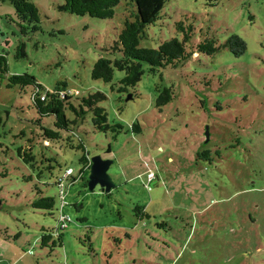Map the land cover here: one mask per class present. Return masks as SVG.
Here are the masks:
<instances>
[{"label":"rangeland","instance_id":"rangeland-1","mask_svg":"<svg viewBox=\"0 0 264 264\" xmlns=\"http://www.w3.org/2000/svg\"><path fill=\"white\" fill-rule=\"evenodd\" d=\"M32 1L41 30L29 37L20 34L13 7L0 1L7 76L31 75L41 93L65 84L77 109L82 98L101 93L107 124L121 129H95L87 111L73 132L44 139L32 87L7 88V77L0 79V264H264V0H166L141 47L181 38L179 22L193 28L195 43L225 46L177 68L149 73L144 65L132 98L117 91L123 72L114 71L111 84L91 78L98 58L113 59L125 2L111 20H99L61 12L63 0ZM233 36L244 43L241 54L226 45ZM21 45L25 57L16 59ZM165 88L172 100L158 108ZM65 117L76 119L69 110ZM40 123L57 130L52 116ZM24 152L34 159L25 163ZM83 155L112 161L110 192L88 190ZM67 169L75 181L64 182L61 198L70 222L55 234L56 183ZM41 197L52 198L54 208H33Z\"/></svg>","mask_w":264,"mask_h":264},{"label":"trees","instance_id":"trees-1","mask_svg":"<svg viewBox=\"0 0 264 264\" xmlns=\"http://www.w3.org/2000/svg\"><path fill=\"white\" fill-rule=\"evenodd\" d=\"M9 3L15 13V18L19 26L20 34L23 37L33 36L41 30L40 17L36 6L32 0H0ZM125 2L126 16L123 28L117 36V40L113 42L110 48L112 60L103 56L93 64L91 69V78L100 80L105 84H111L113 81L114 71L124 73V77L119 82L118 92H126L130 94V90L135 88L145 73L144 65L148 66L149 73H155L160 69L167 67L177 68L181 64L186 63L195 54L214 55L221 47L217 46L214 40L206 39L195 43L192 41L193 28L185 27L183 23L175 24L176 31L181 38H170L162 42L156 49H148L140 46V42L146 38L145 29L153 24L162 11L166 0H63V5L59 7L61 12L70 13L75 16H89L93 19L111 20L114 17V10L120 4ZM208 5H213L219 0H205ZM188 44V45H187ZM226 45H234L239 47L236 54H241L244 49V43L238 37H231ZM16 59L25 57L24 47L21 45L17 48ZM9 74L7 59L4 54H0V79L7 77V88L19 86L24 89L32 87V106L38 112L39 119L37 124L42 131L41 137L48 140H59L61 135L59 131L73 132L72 125L76 124L78 119L82 120L87 111L92 114V123L94 128L100 131H114L117 133L121 126L110 127L107 124V116L104 109L98 107V104L105 100V96L101 93H94L87 98H82L78 102V109L74 106L72 92L66 89L65 84H59L52 91L40 92V85L35 78L28 74L11 75ZM134 93L129 96L132 98ZM172 100V89L165 88L159 93L156 100V106L161 108ZM86 109V110H85ZM71 111L76 119L70 122L65 117V111ZM52 116L55 118V128H45L41 126V119ZM136 132L140 131V126L136 123L132 126ZM82 149V146H78ZM21 156V150H19ZM199 157L205 156V153L198 154ZM31 153H23V161L28 163L32 161ZM82 163V175L85 170H89L91 162L85 155L80 158ZM68 170V169H67ZM66 171V170H65ZM82 178V176H81ZM72 179V174L65 180L68 182ZM87 183V182H86ZM58 186V183H56ZM56 186V187H57ZM59 188V186H58ZM60 194V189H59ZM60 199V215L66 203L62 204ZM64 202V200H63ZM33 208L42 210H52L54 208V200L49 197H41L32 203ZM144 214V213H143ZM67 224L70 222L69 217ZM59 218V217H58ZM65 227L56 226L55 234L65 230ZM52 235H42L41 245H47ZM59 238V236H58ZM60 241V240H58Z\"/></svg>","mask_w":264,"mask_h":264},{"label":"water","instance_id":"water-1","mask_svg":"<svg viewBox=\"0 0 264 264\" xmlns=\"http://www.w3.org/2000/svg\"><path fill=\"white\" fill-rule=\"evenodd\" d=\"M128 98L131 97L128 96ZM205 136L206 138H208L207 132ZM90 162L91 165L89 168V176L87 179L88 190L93 191L94 188L98 186L101 192H110V190L114 188V184L107 172L112 164V161L103 160L99 156H96L91 158Z\"/></svg>","mask_w":264,"mask_h":264},{"label":"built area","instance_id":"built-area-1","mask_svg":"<svg viewBox=\"0 0 264 264\" xmlns=\"http://www.w3.org/2000/svg\"><path fill=\"white\" fill-rule=\"evenodd\" d=\"M72 174L71 170H66L64 172V174L62 175V177L58 178L57 180V183H58V186H59V189H60V194L63 195V185H64V182L65 180H67V178H69V176ZM62 199V204L64 203L63 202V198ZM68 222V219L62 215L59 216V224L63 227H65L67 225V222Z\"/></svg>","mask_w":264,"mask_h":264},{"label":"flooded vegetation","instance_id":"flooded-vegetation-1","mask_svg":"<svg viewBox=\"0 0 264 264\" xmlns=\"http://www.w3.org/2000/svg\"><path fill=\"white\" fill-rule=\"evenodd\" d=\"M86 187H87V183H86Z\"/></svg>","mask_w":264,"mask_h":264}]
</instances>
